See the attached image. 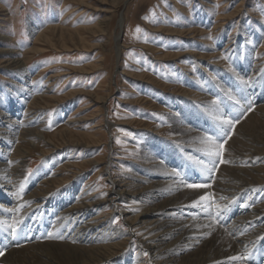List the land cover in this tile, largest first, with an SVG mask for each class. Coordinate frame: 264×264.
I'll return each mask as SVG.
<instances>
[{
    "label": "rangeland",
    "instance_id": "374dc122",
    "mask_svg": "<svg viewBox=\"0 0 264 264\" xmlns=\"http://www.w3.org/2000/svg\"><path fill=\"white\" fill-rule=\"evenodd\" d=\"M241 35L251 46L247 55L237 49L246 46L239 44ZM235 57L244 69L235 66ZM13 59L25 63L23 85L36 91L34 100L16 101L18 112L10 107L20 83ZM232 100L245 108L225 107ZM0 111L19 123L36 115L29 129L38 120L43 125L44 138L31 139L22 155L7 150L12 166L22 159L20 173L11 177L20 201L41 188L55 198L74 189V199L88 189L103 201L112 180L158 181L169 169L150 166L161 154L153 146L171 149L164 153L184 164L181 185L206 182L217 190L219 183L229 186L232 175L234 183L246 177L264 182V161L249 167L238 160L255 147L264 156V0H0ZM190 114L205 124L198 133L211 126L209 136L227 141V163L217 157L211 172L203 168L209 160L200 146L203 136L179 125ZM223 119L238 123L225 125ZM128 206L121 200L114 212L93 215L108 214L112 229L131 234L124 252L134 257L139 240L119 215ZM123 248L115 250L116 259ZM138 257L149 261L146 253Z\"/></svg>",
    "mask_w": 264,
    "mask_h": 264
},
{
    "label": "bare ground",
    "instance_id": "6f19581e",
    "mask_svg": "<svg viewBox=\"0 0 264 264\" xmlns=\"http://www.w3.org/2000/svg\"><path fill=\"white\" fill-rule=\"evenodd\" d=\"M121 28L122 21H119L118 30ZM248 33L250 32L245 34L249 35ZM256 36L257 33L253 32L250 40H255ZM240 40L239 44H246L247 39L244 36L241 35ZM250 48V44H246L245 48L237 49L242 55H247ZM210 55L217 54L212 52ZM241 57L232 60L236 67L244 69L242 65L238 66ZM248 62L247 57L243 63L245 67ZM9 63L19 71L17 76L20 83L15 86V95L12 99L8 97L10 107L18 112L17 102L20 104L26 97L34 100L36 97H33L32 93L36 94V91L31 92L29 85H23L25 63L15 59ZM245 105L232 100L225 107L244 109ZM37 110L38 108L34 109V113ZM192 117L191 114L182 117L179 122V125L184 126L182 131L185 129L191 136H209L212 127L206 126L205 135L203 132L198 133L205 124L194 121ZM35 118L36 115L32 114L28 120L19 123L0 111V221L4 222L0 225V251L4 252V255L0 256V264H264V182L259 179L260 181L254 184L250 179L246 180L249 178L246 177L234 183L236 179L231 174L232 177H225L231 179V184L223 186L219 183L221 189H189L180 184L184 182H181L183 178L179 166L184 164L171 160L168 157L171 153H164L171 151L166 147L153 146L154 149H151L156 152L160 150L161 154L157 153L158 161L150 166L169 169L158 177V181L136 177L131 178L132 180H112L111 189L103 201L96 198V194H89L88 189H81L74 199V189H66L65 193L69 195L63 194L55 198L50 189L43 188L34 190L23 201L18 200L15 194L16 186L11 177L20 173L22 159H15L17 164L12 166L13 156L8 158L7 150L14 149V154L21 151L22 155V152H25L23 147L29 145L31 139L44 138L39 131L43 126L38 123L39 120L36 122L38 126L26 128ZM183 136L189 137L186 134ZM19 142L21 145L17 144ZM200 146L205 154L208 145L202 142ZM49 147L56 148L52 143H49ZM255 148H251L252 150L239 158H234V161L238 158L240 163L249 167L264 161V156ZM260 150L262 152V149ZM172 167L177 168V171L172 170ZM232 167L235 168L233 165ZM254 170L256 172V169ZM154 172L152 171L151 176L156 175ZM189 177L194 178L193 172H190ZM214 178L217 179V176ZM175 182L179 184L174 186ZM202 195L208 196L209 199L194 206L193 202ZM121 200L130 207L120 209L119 215L139 240V247L136 249L138 255L134 257L124 252L128 241L132 240L131 234L123 235L112 229L108 214L93 215L95 210L107 209L110 213L114 212ZM237 201L241 206H238ZM152 204L154 205L150 206ZM27 206H33L30 207L33 210L24 211ZM136 207L140 208L139 214H135ZM14 221L17 222L13 225ZM10 224L16 228L15 233L7 227ZM49 233H52V238H49ZM121 245L124 247L123 252L121 257L116 259L117 253L114 252ZM143 253L149 257L148 263L139 259L138 256ZM232 257L242 258L233 260Z\"/></svg>",
    "mask_w": 264,
    "mask_h": 264
},
{
    "label": "snow or ice",
    "instance_id": "6c2138e0",
    "mask_svg": "<svg viewBox=\"0 0 264 264\" xmlns=\"http://www.w3.org/2000/svg\"><path fill=\"white\" fill-rule=\"evenodd\" d=\"M209 39H211V37H209ZM244 83L247 85L248 81H244ZM216 103L217 102L215 100L212 101L213 105H216ZM221 123H223L225 125H231L234 127L235 123H238V121L223 119V120H221ZM203 142H205L208 145V148L205 151V155H207L209 157L208 162L206 164H203L204 170H206L207 172L213 171V167L218 166L217 160H216L217 157H220L219 164L227 163V161H225L222 158L223 152H224V144L227 142L226 140L219 142L216 139H214L212 136H205L203 138ZM176 175H179V173H176ZM186 187H188L189 189L197 190V189H201V188H208V187H210V185L206 182L205 183H188L186 185ZM22 190H23V185H21V191ZM208 199H209L208 196L202 195L196 201L193 202V205L194 206L199 205L200 202L207 201ZM217 215H219V212L217 213ZM3 224H4V222L0 221V225H3ZM7 227L11 228L12 232L15 233V231H16L15 227H13L12 225H8ZM49 238H52V233H49ZM262 239H264V237H262ZM3 255H4V252L0 251V256H3ZM241 258L242 257H232L231 259L237 260V259H241Z\"/></svg>",
    "mask_w": 264,
    "mask_h": 264
}]
</instances>
